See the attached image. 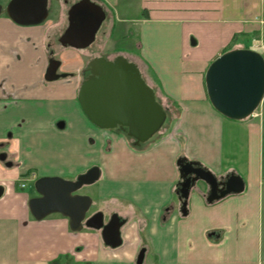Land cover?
<instances>
[{
	"label": "crops",
	"instance_id": "1",
	"mask_svg": "<svg viewBox=\"0 0 264 264\" xmlns=\"http://www.w3.org/2000/svg\"><path fill=\"white\" fill-rule=\"evenodd\" d=\"M103 1L114 32L126 30L124 55L174 120L144 148L122 131L98 128L78 99L87 51L55 45L69 9L60 10L58 22L29 26L1 15L0 153L13 166L0 160V264H136L143 247L158 264H264V115L230 120L206 87L218 56L250 47L252 39L264 42V0ZM50 48L67 73L51 80ZM180 158L218 178L240 175L245 192L209 204L201 184L183 216L175 195ZM93 167L101 171L94 193L128 221L119 248L107 246L99 231H74L61 214L37 221L29 201L38 192L21 187L43 177L75 181Z\"/></svg>",
	"mask_w": 264,
	"mask_h": 264
},
{
	"label": "water",
	"instance_id": "2",
	"mask_svg": "<svg viewBox=\"0 0 264 264\" xmlns=\"http://www.w3.org/2000/svg\"><path fill=\"white\" fill-rule=\"evenodd\" d=\"M50 0H11L5 12L19 25H39L48 20ZM4 7L0 4V16ZM107 19L105 8L93 0H79L68 11V27L59 38L64 48L89 49ZM195 45V41H193ZM60 62L50 60L49 79H57ZM90 75L82 82L79 103L87 118L104 130L122 129L135 141V146L147 143L159 134L167 121V112L158 102L155 91L146 83L139 67L120 55L115 60L97 57L90 64ZM53 71V74H50ZM65 76V75H61ZM206 87L214 108L224 117L243 121L250 118L264 99V56L251 49H234L218 56L206 73ZM59 128H64L60 123ZM7 154L0 156L5 162ZM12 167V163H7ZM181 213L187 216L191 191L204 184L208 188L207 202L213 204L230 195L246 190L244 179L237 174L218 178L195 161L180 158ZM99 167H93L77 180L61 177H43L36 182L38 197L29 201V210L37 221L53 214H61L70 220L74 231L84 226L102 232L107 246L118 248L123 244L121 227L125 222L115 214L108 225L105 215L97 212L90 218L87 214L93 200L78 194L84 186L100 180ZM5 188L0 186V199ZM145 249L137 264H143Z\"/></svg>",
	"mask_w": 264,
	"mask_h": 264
},
{
	"label": "rangeland",
	"instance_id": "3",
	"mask_svg": "<svg viewBox=\"0 0 264 264\" xmlns=\"http://www.w3.org/2000/svg\"><path fill=\"white\" fill-rule=\"evenodd\" d=\"M10 1L11 0H0V4L4 7V12L2 14L3 16H7L5 9H6V7ZM78 1L79 0H50V15H49V18L47 21L52 20V21L58 22L60 10L64 9L67 11L68 9H70V7L73 4H75ZM93 1L99 3L100 1H103V0H93ZM106 11H107V19L104 22L102 28L100 29V31L97 35L96 42L87 51L88 55L85 59V64H87V62L89 61L90 58H92V56H106L108 58H116V56L119 53L126 54L127 49L129 48V46H127V45L131 44L129 41L126 40L127 37L125 35L126 30H125L124 26H120L121 28L119 27V29L116 30V32H114V30H113V16H114V14L111 10L108 11L106 9ZM129 26L131 27V25H129ZM130 27H128V28H130ZM112 35H114V36L112 37ZM57 44L58 43L56 41L55 42L56 47H57ZM245 44H244L245 46H250V47L243 48V49H250L251 48V50L257 51L264 56V42L263 41L252 39L251 41H247V43H245ZM257 111L262 114V118H263V115H264V99H263L260 107L257 109ZM260 119H261V117H260ZM173 120H174V118H170L169 120H167L165 127L161 132H163L165 130V128L173 122ZM117 131L121 132L123 130L118 129ZM161 132H159V133H161ZM157 135H155L147 143L142 144L140 146H135V147L136 148H144L146 145H149L148 143H152L155 140V138L157 137ZM128 140L132 146L135 145L133 140H131V139H128ZM49 147H50V145L49 146L47 145L45 148L43 147V149L44 150L49 149ZM56 177H58V176H56ZM61 178L65 179V180H72V179H70L71 177H69V176L61 177ZM98 183H99V181L93 185L84 186L82 189H80L78 191V194H82V195L85 194V195L91 197V199L93 200L92 207L89 210L87 217H90V216L94 215L95 213L102 211V212H104L105 217L108 219L109 216L112 214V212L107 210L106 203H104V201H101L98 198V196L96 195V193H94V190L96 189V186L98 185ZM26 185H27V188L24 189V191L26 193H36V191H37L36 182H27ZM37 195H39V194H37ZM147 259L149 260V262H146L147 264H158V262L155 261L154 257H152V256L148 257Z\"/></svg>",
	"mask_w": 264,
	"mask_h": 264
},
{
	"label": "flooded vegetation",
	"instance_id": "4",
	"mask_svg": "<svg viewBox=\"0 0 264 264\" xmlns=\"http://www.w3.org/2000/svg\"><path fill=\"white\" fill-rule=\"evenodd\" d=\"M58 44H57V46L58 45H60L61 47H62V45L59 43V42H57ZM62 48H64V47H62ZM90 49V48H89ZM89 49H87V50H83V51H88ZM50 50H51V57H50V60H52V59H55V60H57V61H59V59H58V57H57V55H56V52H55V49H53V48H50ZM99 57H105V58H107V59H109V60H115L116 58H108V57H106V56H99ZM93 59L92 58H90L89 59V61L87 62V64L85 65V67L83 68V70L81 71V76L83 77V81L90 75V68H89V64H90V62L92 61ZM57 72H59L60 74H67V73H63V72H61V71H57ZM50 74H53V71H51V73ZM68 75H70L69 73H68ZM122 130V129H121ZM123 132V131H122ZM134 143H135V141H134ZM3 154H7L6 152H1L0 153V156L1 155H3ZM5 163L7 164V163H12L11 161H10V159H9V157H8V154H7V159H6V161H5ZM13 164V163H12ZM13 166V165H12ZM30 176V175H29ZM29 176H27V177H29ZM41 179V178H40ZM39 180V179H38ZM37 180V181H38ZM36 181V182H37ZM23 184H25L26 185V183H23ZM23 184H21V187H22V185ZM26 187H27V185H26ZM25 187V188H26ZM99 212H102V211H99ZM104 213V212H103ZM116 213H112L110 216H109V218L107 219L106 217H105V225H108L110 222H111V220H112V218H113V216L115 215ZM105 215V214H104ZM117 215H119V214H117ZM93 216V215H92ZM91 217V216H90ZM90 217H87V218H90ZM119 217L121 218V221L122 222H125L124 223V225L121 227V234L123 235V228L126 226V224H127V219L125 218V217H123V216H121V215H119ZM100 233H101V235H102V232L101 231H99ZM123 237V236H122ZM119 248V247H118ZM145 249V251H146V253H145V259H144V262H143V264H147L146 262H147V258H148V249L146 248V247H143L141 250H140V252H139V254H138V256H137V259H136V264H137V262H138V258H139V255H140V253H141V251L142 250H144Z\"/></svg>",
	"mask_w": 264,
	"mask_h": 264
},
{
	"label": "trees",
	"instance_id": "5",
	"mask_svg": "<svg viewBox=\"0 0 264 264\" xmlns=\"http://www.w3.org/2000/svg\"><path fill=\"white\" fill-rule=\"evenodd\" d=\"M99 4H101L104 8H105V10L107 9L108 11L110 10V8L105 4V2L104 1H100L99 2ZM50 8V7H49ZM60 46V45H59ZM61 47V46H60ZM230 50H233V46L230 48ZM49 51V56L51 57V50L49 49L48 50ZM120 55H123V56H125L124 54H121V53H119L117 56H116V58L118 57V56H120ZM97 57H99V56H92V59H95V58H97ZM126 57V56H125ZM127 58V57H126ZM128 59V58H127ZM130 62H133V61H131L130 59H128ZM134 63V62H133ZM136 64V63H135ZM137 65V64H136ZM138 66V65H137ZM139 67V66H138ZM139 69H140V67H139ZM140 71H141V69H140ZM141 73H142V71H141ZM142 76H143V74H142ZM143 78H144V76H143ZM145 79V78H144ZM146 81V80H145ZM146 83H147V81H146ZM148 84V83H147ZM149 85V84H148ZM150 86V85H149ZM151 87V86H150ZM152 88V87H151ZM153 89V88H152ZM154 90V89H153ZM155 91V90H154ZM155 94H156V92H155ZM156 97H157V94H156ZM157 100H158V102L163 106V108H164V110L167 112V115H168V117H169V109L158 99V97H157ZM168 119V118H167ZM167 122V121H166ZM166 124V123H165ZM164 127H165V125L163 126V128H162V130L164 129ZM161 130V131H162ZM160 131V132H161ZM125 135H127L126 133H125ZM128 137V136H127ZM128 139H131V140H133L132 138H130V137H128ZM134 141V140H133ZM30 175V174H29ZM28 175V176H29ZM179 192H180V183L178 184V185H176V188H175V195L178 197V198H180V194H179ZM170 211H171V209L170 208H167L166 210H165V222H166V220H167V215L170 213ZM59 262L60 261H62V259H59L58 260ZM57 261V262H58ZM57 262H54V263H52V264H58Z\"/></svg>",
	"mask_w": 264,
	"mask_h": 264
},
{
	"label": "built area",
	"instance_id": "6",
	"mask_svg": "<svg viewBox=\"0 0 264 264\" xmlns=\"http://www.w3.org/2000/svg\"><path fill=\"white\" fill-rule=\"evenodd\" d=\"M261 115V113H259L258 111H255V113L252 115L253 117H259ZM26 187V185L25 184H23L22 185V188H25Z\"/></svg>",
	"mask_w": 264,
	"mask_h": 264
}]
</instances>
